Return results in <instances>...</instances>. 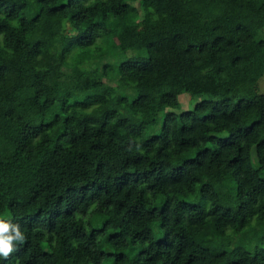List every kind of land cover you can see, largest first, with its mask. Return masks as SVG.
<instances>
[{
  "label": "trees",
  "instance_id": "1",
  "mask_svg": "<svg viewBox=\"0 0 264 264\" xmlns=\"http://www.w3.org/2000/svg\"><path fill=\"white\" fill-rule=\"evenodd\" d=\"M263 30L264 0H0V264H264Z\"/></svg>",
  "mask_w": 264,
  "mask_h": 264
},
{
  "label": "rangeland",
  "instance_id": "2",
  "mask_svg": "<svg viewBox=\"0 0 264 264\" xmlns=\"http://www.w3.org/2000/svg\"><path fill=\"white\" fill-rule=\"evenodd\" d=\"M189 23V20L186 18V19H178L176 22H175V27L177 30H180L182 28H184L185 26H187ZM264 32V30H263ZM104 80V79H102ZM105 81V80H104ZM110 83H113V81H111ZM150 86V84H145L143 88H146ZM140 91V88H136L135 90H128V91H123L124 94H126L128 97H132L133 95H135V93L139 92ZM256 91L257 92H264V73L257 79V83H256ZM205 98L204 95H195V96H191L189 95L187 92L185 91H181L179 94H178V104L177 106L171 108V110L177 115L179 114V112H181L182 110H186V109H191L194 107V104ZM160 120H161V115L158 116V121L156 123V125H154L156 128L155 130H157V128H159V125H160ZM154 130V131H155ZM151 132V130L149 131ZM254 186H250L246 189V192L248 194L251 193V191L253 190ZM157 234V233H156Z\"/></svg>",
  "mask_w": 264,
  "mask_h": 264
}]
</instances>
